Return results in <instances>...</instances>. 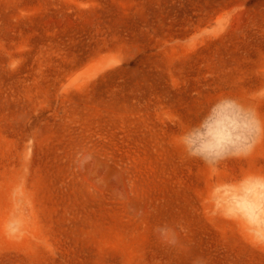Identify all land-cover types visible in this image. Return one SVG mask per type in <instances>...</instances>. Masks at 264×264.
<instances>
[{
	"label": "rangeland",
	"instance_id": "rangeland-1",
	"mask_svg": "<svg viewBox=\"0 0 264 264\" xmlns=\"http://www.w3.org/2000/svg\"><path fill=\"white\" fill-rule=\"evenodd\" d=\"M0 264H264V0H0Z\"/></svg>",
	"mask_w": 264,
	"mask_h": 264
},
{
	"label": "clouds",
	"instance_id": "clouds-1",
	"mask_svg": "<svg viewBox=\"0 0 264 264\" xmlns=\"http://www.w3.org/2000/svg\"><path fill=\"white\" fill-rule=\"evenodd\" d=\"M230 103L231 102H234V101H229ZM185 149H186V151L188 150L187 149V144H185ZM188 155L190 156V157H193V158H199V159H202V160H204V162L207 164L208 163V161L202 156V155H200L199 153H197V152H195V151H188ZM218 162V161H217Z\"/></svg>",
	"mask_w": 264,
	"mask_h": 264
}]
</instances>
